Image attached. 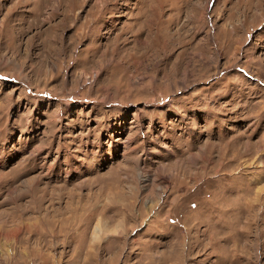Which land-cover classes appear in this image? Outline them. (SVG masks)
Instances as JSON below:
<instances>
[{
	"label": "rangeland",
	"instance_id": "rangeland-1",
	"mask_svg": "<svg viewBox=\"0 0 264 264\" xmlns=\"http://www.w3.org/2000/svg\"><path fill=\"white\" fill-rule=\"evenodd\" d=\"M104 1L0 0V264H264V0Z\"/></svg>",
	"mask_w": 264,
	"mask_h": 264
},
{
	"label": "bare ground",
	"instance_id": "bare-ground-1",
	"mask_svg": "<svg viewBox=\"0 0 264 264\" xmlns=\"http://www.w3.org/2000/svg\"><path fill=\"white\" fill-rule=\"evenodd\" d=\"M73 1V0H72ZM75 1V0H74ZM56 2V1H55ZM78 2V1H77ZM104 2H108L109 3V5H107V9H109V8H116L117 7V5H118V3H116V2H112V0H106V1H104ZM94 3V2H93ZM76 4V3H75ZM80 4V3H79ZM62 5H63V3H62ZM67 5V4H66ZM46 6H48V3L46 2V0H43V2H42V5H41V7L38 9V11L36 12V14H35V18L37 19V21H42V22H45V23H47L48 22V19L50 20V17H49V15H48V17H47V15H46V13H45V10H44V8L46 7ZM50 6V8H49V10L50 9H53V7H55L54 5L52 6V5H49ZM113 6V7H112ZM105 8V7H104ZM117 9V8H116ZM103 11V10H102ZM101 11V12H102ZM72 13V12H71ZM76 15V14H75ZM62 16V15H61ZM56 17V16H55ZM106 17V16H105ZM52 19H54V18H52ZM87 19V18H86ZM85 19V20H86ZM35 20V19H34ZM67 20V19H66ZM64 21V20H63ZM151 21V19L149 20V22ZM58 22V21H57ZM65 22V21H64ZM152 22L154 23V21L152 20ZM61 23V22H60ZM98 23V22H97ZM62 24H63V22H62ZM159 24H160V22H159ZM65 25V24H64ZM63 25V26H64ZM62 26V27H63ZM55 27V26H54ZM71 27H72V25H71ZM59 28V27H58ZM139 29V28H138ZM79 30V29H78ZM132 30V29H131ZM54 32V31H53ZM57 32V31H56ZM77 32V31H76ZM82 32V31H81ZM156 32V31H155ZM104 33V32H103ZM39 34V33H38ZM50 34H51V32H50ZM79 34V33H78ZM75 35V36H77V38L79 39L81 36L80 35ZM120 34H122V33H120ZM120 34H118V38H119V36H120ZM54 35H56V34H54ZM134 35H136V34H134ZM164 35V34H163ZM58 36V35H57ZM94 36V35H93ZM97 36H98V34H97ZM129 36V35H128ZM94 37H96V36H94ZM147 37V36H146ZM162 38V37H161ZM64 39V38H63ZM131 40V39H130ZM162 40V39H161ZM168 40V39H167ZM166 40V41H167ZM49 41H51V42H55V44H54V47H53V50L51 51L50 50V52H54L55 53V51L56 50H58V49H62V50H65L64 51V53L65 52H67L69 49H70V45L67 43V41L65 40H61L60 38H58L57 37V39L56 38H54V37H51V38H49ZM140 41V40H139ZM58 42V44H56ZM79 42V41H78ZM151 42V41H150ZM72 43H73V41H72ZM49 44V43H48ZM62 44V46L63 47H60V45ZM150 45H151V43H150ZM168 45V44H167ZM170 45V44H169ZM164 46V45H163ZM139 47V46H138ZM145 47V46H144ZM152 47V46H151ZM49 48H50V46H49ZM143 48V47H142ZM109 49V48H108ZM138 49V48H137ZM147 49V48H146ZM61 50V51H62ZM109 50H111V49H109ZM134 50V49H133ZM140 50V49H139ZM148 50V49H147ZM111 51H114V50H111ZM155 51H156V49H155ZM125 53V52H124ZM126 53H127V51H126ZM139 53V52H138ZM132 54V53H131ZM137 54V53H136ZM142 54V53H141ZM65 55V54H64ZM79 55V54H78ZM106 55H107V53H106ZM125 56V55H124ZM118 57V56H117ZM122 58V57H121ZM99 59V58H98ZM126 59H128V58H126ZM116 60V59H115ZM109 61H111V60H109ZM108 61V62H109ZM128 61V60H127ZM120 63H121V61H119ZM130 62V61H129ZM135 61H133V63H134ZM116 63V62H115ZM127 63V62H126ZM139 63V62H138ZM56 64V63H55ZM125 64V63H124ZM167 64V63H166ZM119 65V64H118ZM117 65V66H118ZM129 65V64H128ZM131 67V66H130ZM117 68V67H116ZM119 70V69H118ZM117 70V71H118ZM126 72V71H125ZM115 73V72H114ZM119 73V71L117 72V74ZM129 73V72H128ZM120 74V73H119ZM116 75V74H115ZM125 75V74H124ZM116 77V76H115ZM121 77V76H120ZM166 77H168V75L166 76ZM126 78V77H125ZM125 78H123V79H125ZM188 78V77H187ZM112 79H113V77H112ZM187 80V79H186ZM97 81V80H96ZM115 81V80H114ZM133 81V80H132ZM112 83V82H111ZM121 83V82H120ZM140 87V86H139ZM248 144V143H247ZM236 146V145H235ZM261 149L264 147V137H263V139L261 140ZM226 147V146H225ZM227 149V148H226ZM264 149V148H263ZM259 149H257V151H258ZM208 152V151H207ZM222 152V151H221ZM239 152V151H238ZM210 153V152H209ZM208 153V154H209ZM247 153V152H246ZM261 153V152H260ZM220 154H222V153H220ZM191 155V154H190ZM189 155V156H190ZM201 155V154H200ZM237 155V154H236ZM235 155V156H236ZM199 156V155H198ZM204 156V155H203ZM222 156H224V155H222ZM222 156H220L221 158H222ZM259 156V155H258ZM219 157V156H218ZM261 157V156H260ZM189 158V157H188ZM220 158V159H221ZM225 158V157H224ZM231 158V157H230ZM191 160H194L195 158L192 156L191 158H190ZM196 159H197V156H196ZM236 159V158H235ZM235 159H233V160H235ZM228 160V159H227ZM232 160V159H231ZM189 161V160H188ZM200 161V160H199ZM191 162V161H190ZM196 162V161H195ZM194 162V163H195ZM204 162V161H203ZM226 162V161H225ZM194 163H192V164H194ZM178 164V163H177ZM186 165V164H185ZM190 165V164H189ZM203 165V164H202ZM222 165V162H221V164L219 165V166H221ZM192 166V165H191ZM183 167H185V166H183ZM205 169V168H204ZM219 169V168H218ZM175 170V169H174ZM183 170V169H182ZM196 171V170H195ZM176 172V171H175ZM192 172V171H191ZM194 172V171H193ZM192 172V173H193ZM201 172V171H200ZM234 173V172H233ZM177 174H179V172L177 173ZM181 174V173H180ZM242 174H244V173H242ZM173 175V174H172ZM177 176V175H176ZM182 176V175H181ZM198 176V175H197ZM191 178V177H190ZM205 179V178H204ZM177 180V179H176ZM199 180V179H198ZM254 181V180H253ZM252 181V182H253ZM172 182V181H171ZM194 182V181H193ZM192 182V183H193ZM175 185V184H174ZM252 185V184H251ZM249 186V185H248ZM176 187V186H175ZM198 187V186H197ZM252 187V186H251ZM190 188V187H189ZM175 190H176V188H175ZM261 191H262V188H258L257 190H256V192H255V194L254 195H252L251 197H252V199L251 200H255V202L254 203H251V204H255V203H258V201H259V203H261L260 202V194L259 193H261ZM248 193V192H247ZM262 194V193H261ZM249 195V194H248ZM222 197V196H221ZM215 199V198H214ZM248 199V198H247ZM216 201V200H215ZM224 201V200H223ZM222 201V202H223ZM247 203H249V202H247ZM212 204V203H211ZM209 205V204H208ZM221 205V204H220ZM241 205V204H240ZM245 205V204H244ZM203 207V206H202ZM259 207V206H258ZM246 208V207H245ZM214 209V208H213ZM208 210H210V209H208ZM241 210H242V207H241ZM264 210V209H263ZM248 211V210H247ZM245 212V211H244ZM259 213V212H258ZM249 214V213H248ZM247 214V215H248ZM247 215H245V219H247L248 217H247ZM251 219H254V218H251ZM260 220V219H259ZM254 221V220H253ZM249 222V220L247 219V223ZM246 223V224H247ZM252 223V222H251ZM89 224V223H88ZM244 227L246 226L245 225V222H244V225H243ZM243 227V228H244ZM248 228V227H247ZM246 228V229H247ZM262 233H263V229H262Z\"/></svg>",
	"mask_w": 264,
	"mask_h": 264
}]
</instances>
